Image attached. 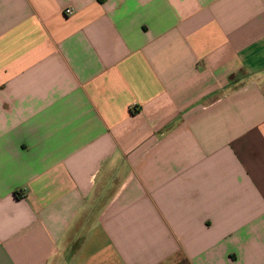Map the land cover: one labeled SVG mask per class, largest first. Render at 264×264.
<instances>
[{"label": "crops", "instance_id": "obj_1", "mask_svg": "<svg viewBox=\"0 0 264 264\" xmlns=\"http://www.w3.org/2000/svg\"><path fill=\"white\" fill-rule=\"evenodd\" d=\"M0 264H264V0H0Z\"/></svg>", "mask_w": 264, "mask_h": 264}, {"label": "built area", "instance_id": "obj_2", "mask_svg": "<svg viewBox=\"0 0 264 264\" xmlns=\"http://www.w3.org/2000/svg\"><path fill=\"white\" fill-rule=\"evenodd\" d=\"M66 14H68V15H72V14H73V10H72V9H67V10H66Z\"/></svg>", "mask_w": 264, "mask_h": 264}]
</instances>
